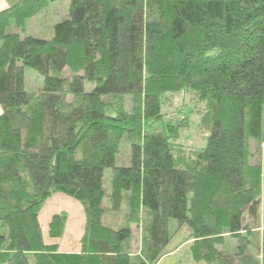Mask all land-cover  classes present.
I'll list each match as a JSON object with an SVG mask.
<instances>
[{"label":"trees","instance_id":"obj_1","mask_svg":"<svg viewBox=\"0 0 264 264\" xmlns=\"http://www.w3.org/2000/svg\"><path fill=\"white\" fill-rule=\"evenodd\" d=\"M55 1L0 10V264H153L184 225L196 262L264 264V0H69L49 34L24 33ZM180 91L205 106L206 142L188 157L162 107ZM54 193L83 207L77 253L43 242Z\"/></svg>","mask_w":264,"mask_h":264},{"label":"rangeland","instance_id":"obj_2","mask_svg":"<svg viewBox=\"0 0 264 264\" xmlns=\"http://www.w3.org/2000/svg\"><path fill=\"white\" fill-rule=\"evenodd\" d=\"M5 1H9V0H5ZM15 1L16 0L12 2H15ZM68 2L69 0H58V1L51 3L45 10L44 18L37 17L36 19L29 20L26 23L24 33L33 34V35L40 36V37L46 36V34H49L50 26L52 22L54 20L55 21L60 20V18H63L64 15L67 13ZM13 30H14V26L13 24H10L9 27L7 28V31L11 32ZM24 76H25V88H27L31 92H39L40 90L39 87L42 85V76L37 74L33 69L28 68V67L24 68ZM85 84H86V88L88 89L90 87L89 83L86 82ZM107 101L111 102L114 100L113 98H111V99H108ZM162 107H163L164 117L166 120L172 123L181 124V127L178 129V138L175 141V143L177 144L175 145V149H174L175 155L177 157H188L192 155V153H195L194 152L195 150H199L201 147L204 146L206 142L205 139L207 136V131L202 126L201 116L204 114L205 106L203 103L198 102V100L196 99L193 93L186 92V91H180L172 95H169L163 100ZM126 154H127V147L121 145L120 155L118 154L117 156V162L118 163L124 162V161L127 162L129 154L127 155V158H126ZM124 157L127 160L124 159ZM109 172H110V169H106L105 176ZM104 187H107L105 179H104ZM55 194L57 193H54L53 195H51L49 198L45 200L40 211L45 206V204L49 201V199H51ZM63 212L66 214V219L64 223L62 236L64 235L65 226L69 218V211L66 207L65 209L61 207V210L58 213H63ZM142 224L143 222L140 219L138 223L135 222V224L132 225V230H131L132 234L130 238V250L132 251L133 254H137V255H139L140 250L141 252H144V248H145V245L143 244L144 239H145V238L143 239V235L145 234L142 231ZM184 226H181L180 228H178L177 231H179ZM48 227H49V224H48ZM84 228H85V223H84ZM190 233H191L190 239H192L191 230H190ZM83 234H84V231H83ZM62 236L60 237L59 241H66V239ZM236 243H237L236 240H231L227 238L226 243L221 248L222 250H225V251L227 250L233 251L235 249ZM54 245L57 246V251H58V245L52 244L48 246H54ZM80 250H81V243H80Z\"/></svg>","mask_w":264,"mask_h":264},{"label":"crops","instance_id":"obj_3","mask_svg":"<svg viewBox=\"0 0 264 264\" xmlns=\"http://www.w3.org/2000/svg\"><path fill=\"white\" fill-rule=\"evenodd\" d=\"M14 0H0V10L10 6ZM12 2V3H11ZM49 203V204H48ZM65 207L69 211V218L65 226V232L62 237L66 241H59L60 238H51L48 235V224L52 215H55ZM38 220L41 226L42 239L45 245H58V251L62 253H77L80 251V238L83 235L85 214L82 205L75 199L63 194H55L45 204L38 214ZM191 233L187 226L182 227L171 238L163 253L153 264H206L205 262H196L192 258L190 239Z\"/></svg>","mask_w":264,"mask_h":264}]
</instances>
